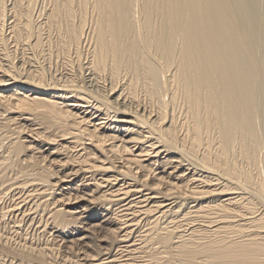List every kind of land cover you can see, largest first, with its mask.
<instances>
[{
    "label": "bare ground",
    "instance_id": "bare-ground-1",
    "mask_svg": "<svg viewBox=\"0 0 264 264\" xmlns=\"http://www.w3.org/2000/svg\"><path fill=\"white\" fill-rule=\"evenodd\" d=\"M0 264H264V0H0Z\"/></svg>",
    "mask_w": 264,
    "mask_h": 264
}]
</instances>
